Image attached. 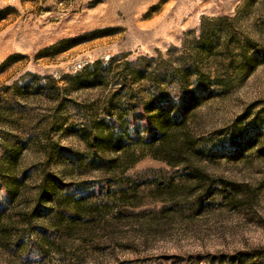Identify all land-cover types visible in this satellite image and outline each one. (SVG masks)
I'll list each match as a JSON object with an SVG mask.
<instances>
[{
  "label": "rangeland",
  "instance_id": "1",
  "mask_svg": "<svg viewBox=\"0 0 264 264\" xmlns=\"http://www.w3.org/2000/svg\"><path fill=\"white\" fill-rule=\"evenodd\" d=\"M139 103L149 116L185 109L214 155L225 190L201 211L119 217L117 190L171 169L146 151ZM52 177L62 184L50 197ZM145 195L136 211L164 205ZM255 248L264 0H0V264H235Z\"/></svg>",
  "mask_w": 264,
  "mask_h": 264
},
{
  "label": "trees",
  "instance_id": "2",
  "mask_svg": "<svg viewBox=\"0 0 264 264\" xmlns=\"http://www.w3.org/2000/svg\"><path fill=\"white\" fill-rule=\"evenodd\" d=\"M138 111L141 112V116L146 122L145 137H143L146 151L154 158L165 161L171 169L153 170L149 176L147 175L149 180L147 177L137 182L132 181L117 190L111 197V201L119 206L121 215L119 217H140L143 222L146 214L153 213L154 217L159 215L168 217L201 211L206 199L225 190L223 189L225 183L213 181L210 164L214 155L207 154L199 148V141L193 136L189 127L187 111L181 109L180 113L175 115L159 111L156 115L149 116L146 108L140 103ZM126 147L128 146L117 145L115 150V155L123 154L124 161L122 163L133 160L131 157L133 155ZM119 160V158L104 159L101 160L100 165L105 170L110 169L118 165ZM144 181H146L147 190L143 193L141 190L145 184ZM61 184V179L55 177L49 179L50 197H52V191ZM217 184L220 189L215 187ZM145 193L156 201H162L164 205L158 209L149 208L136 211L137 208L144 205L142 199L146 196ZM66 214L65 210L60 211L61 216L64 217ZM199 257V255L193 257L171 256L160 257L159 260L166 264H176L177 262L192 264L194 260L197 262ZM234 258L235 264H249V262L247 263L249 260L264 263V248L238 251ZM212 264H216V261L214 260ZM218 264L222 263L218 262Z\"/></svg>",
  "mask_w": 264,
  "mask_h": 264
}]
</instances>
